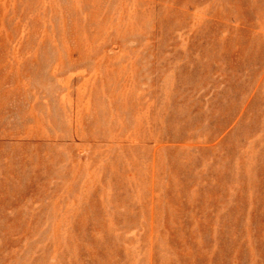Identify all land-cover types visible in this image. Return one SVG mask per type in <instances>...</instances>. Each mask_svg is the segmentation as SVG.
<instances>
[{
    "label": "rangeland",
    "instance_id": "374dc122",
    "mask_svg": "<svg viewBox=\"0 0 264 264\" xmlns=\"http://www.w3.org/2000/svg\"><path fill=\"white\" fill-rule=\"evenodd\" d=\"M0 264H264V0H0Z\"/></svg>",
    "mask_w": 264,
    "mask_h": 264
}]
</instances>
